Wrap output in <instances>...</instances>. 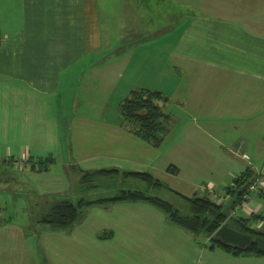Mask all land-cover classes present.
Listing matches in <instances>:
<instances>
[{
	"label": "crops",
	"instance_id": "obj_1",
	"mask_svg": "<svg viewBox=\"0 0 264 264\" xmlns=\"http://www.w3.org/2000/svg\"><path fill=\"white\" fill-rule=\"evenodd\" d=\"M137 88L167 98L159 146L121 111ZM0 164V264H264L146 201L87 206L67 228L18 219L8 202L26 214L45 197L77 202L81 170L149 172L214 200L248 169L264 177V0H0ZM262 186L251 203L229 195L228 218L264 231Z\"/></svg>",
	"mask_w": 264,
	"mask_h": 264
},
{
	"label": "trees",
	"instance_id": "obj_2",
	"mask_svg": "<svg viewBox=\"0 0 264 264\" xmlns=\"http://www.w3.org/2000/svg\"><path fill=\"white\" fill-rule=\"evenodd\" d=\"M166 99V96L160 91L137 88L132 90L130 95L121 103V111L127 122L132 125L137 134L156 146L162 143L168 131L167 120L169 117L160 104L161 100L165 101ZM53 161L54 158L50 156L48 159L41 160L39 167L47 168ZM254 173L255 171L248 169L236 179L237 188L235 192L238 200L242 199L249 185L255 182L256 174ZM115 176L141 179L146 182L147 188H122L118 189L113 195L95 199L82 196L77 202L71 199L45 197L44 200L36 202L33 207L37 211V218L39 221L54 227L67 228L81 218L83 209L87 206L116 201H146L164 210L175 224L190 230L196 235L209 236L213 245L222 246L224 249L235 253L244 252L264 255V252L259 251V245L256 242L243 248L225 245L215 234L225 223L240 231L250 233L254 237H264V231L250 226L246 220L229 219L223 203L206 195H184L170 188L149 172L120 171L117 168L81 170L79 185L85 191L86 188L98 187L99 184H102L104 178ZM154 188H164L182 197L188 205V212L184 213L171 201L152 192Z\"/></svg>",
	"mask_w": 264,
	"mask_h": 264
},
{
	"label": "rangeland",
	"instance_id": "obj_3",
	"mask_svg": "<svg viewBox=\"0 0 264 264\" xmlns=\"http://www.w3.org/2000/svg\"><path fill=\"white\" fill-rule=\"evenodd\" d=\"M129 45L131 46L132 43L131 44H128V43L124 44L122 46V48L123 49L127 48V46L129 47ZM175 103H178V102L177 101H171L170 105L167 108L169 110V112H172V115H173L172 117H170L169 125L175 126L177 124L174 128H172V132H174L180 126V122H179L180 121V113L177 111V105H174ZM67 108H69V107H65L64 106L63 110H67ZM179 108H180V105H179ZM179 111H180V109H179ZM63 116L66 117L65 114L61 115V117H63ZM61 125H62V129H63V131H62V134H63L62 141L64 142L66 140V137H67V132H66V129H65L66 128V122H64V120H63V123H62V121H61ZM237 126L240 127V123H237ZM238 128H236L235 123H232L231 129H229L228 133L226 134V139L229 140L228 143H230V139L232 140V142H239L240 131H239ZM170 135L171 136H169L168 139H167L169 142L171 140H173L172 134H170ZM235 148H237V147H235ZM25 165H26V161H24V160L19 161L16 164V166L18 168H22ZM5 171L6 170H5L4 165L0 164V178H2V176L8 175L10 173V170L9 171L7 170L6 172ZM254 174H256V178H255L254 181L259 183V185L258 184L257 185H252L253 184L252 183V184L249 185L248 189L246 190L245 193H247V194L250 193V196H251V197L249 196L250 198H248L249 200L246 201V202L250 201V203H251V200L253 198L254 199L259 198V194H258L257 190H260V185L264 186V177H263V175L260 172L254 173ZM101 183L102 184H99L98 187L86 188V190L83 191L84 192L83 195L88 197V198L95 199V198H99V197L113 195L118 189H122V188H132V189H135V188H137V189H145V188H147L146 182L141 180V179H138V178H123L121 176L120 177L119 176L118 177L115 176V177H111V178H104V180H102ZM231 187L232 188L234 187V189L230 190L228 193H226V195H225L226 200L231 196V194L237 195V193L235 192V189L237 188V186H231ZM250 189H252V190L250 191ZM152 190H153L152 192H154L155 194H158L159 196L171 201L176 207L180 208L184 213L188 212V205H187L186 201L182 197H180L179 195L171 192L170 190L164 189V188H154ZM244 194H243V196H244ZM221 196L222 195L219 194L217 196L218 198L217 197L215 198V201H218V202H221V203H223V201H226L225 199H222ZM243 196H242V199H240L239 201L240 202L242 201L244 203L245 199H244ZM20 200H21L20 198H17V199H14V200L10 199L8 201L9 205H10L9 206L10 207L9 214H16L15 216L18 215L19 216L18 219L19 218H21V219L24 218V220H27V221L30 220L31 222H33L34 226H38L39 222L43 223V222L39 221V219L37 218V211H33L32 212L30 210V212H31L30 214H26L25 212H22V211H24V209L22 211H19V212L15 211V210L13 211L14 208L23 206V202H21ZM31 200H32L31 202H33V200L35 201L36 199L32 198ZM30 204L31 203L29 201L28 205H30ZM227 205H225L224 210H227L228 212H231V210H229V207ZM34 206H35V202H34ZM252 208H254V207H252ZM31 230H33V229H31ZM31 236H35V234H33V232H32ZM201 238L204 239L205 242H209L210 241L209 239H206L205 237H201Z\"/></svg>",
	"mask_w": 264,
	"mask_h": 264
},
{
	"label": "water",
	"instance_id": "obj_4",
	"mask_svg": "<svg viewBox=\"0 0 264 264\" xmlns=\"http://www.w3.org/2000/svg\"><path fill=\"white\" fill-rule=\"evenodd\" d=\"M215 234L225 245L243 248L256 242L259 245V251L264 252V237H254L252 234L240 231L228 223L223 224Z\"/></svg>",
	"mask_w": 264,
	"mask_h": 264
},
{
	"label": "built area",
	"instance_id": "obj_5",
	"mask_svg": "<svg viewBox=\"0 0 264 264\" xmlns=\"http://www.w3.org/2000/svg\"><path fill=\"white\" fill-rule=\"evenodd\" d=\"M257 184L259 185V183H257V182L255 181L252 185H257ZM251 190H252V189H250V191H251ZM249 196H250V193H249V194L245 193L244 196H243L244 199H245L244 201H248V200H249L248 198L251 197V196H250V197H249Z\"/></svg>",
	"mask_w": 264,
	"mask_h": 264
}]
</instances>
